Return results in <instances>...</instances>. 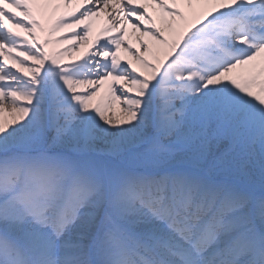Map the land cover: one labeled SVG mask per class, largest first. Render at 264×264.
Listing matches in <instances>:
<instances>
[{"label": "snow or ice", "instance_id": "snow-or-ice-1", "mask_svg": "<svg viewBox=\"0 0 264 264\" xmlns=\"http://www.w3.org/2000/svg\"><path fill=\"white\" fill-rule=\"evenodd\" d=\"M0 264H264V0H0Z\"/></svg>", "mask_w": 264, "mask_h": 264}, {"label": "bare ground", "instance_id": "bare-ground-1", "mask_svg": "<svg viewBox=\"0 0 264 264\" xmlns=\"http://www.w3.org/2000/svg\"><path fill=\"white\" fill-rule=\"evenodd\" d=\"M74 8H75V4H71L68 6V8H61V11L67 12V11L73 10ZM149 11L153 12V14L155 15V12L153 11L152 8H149ZM69 23H71L70 20H69ZM90 23L92 25V30H91V34L89 36V42L78 44L77 48H75V49L70 47V45L75 42L72 38V34L74 31H79V28L73 29V28H69V27H61L57 31L53 32L50 37H48L46 32H39V33H37V35L39 37H41L42 39L43 38H49L51 40L59 39L58 43L48 44L47 49L50 51L51 50L59 51V50L64 49V48H68L69 52L61 57V62L62 63H69V62L76 60L77 57H79L80 55H82L85 52V50L90 46L91 40L96 35L101 33V30L107 26L108 21L105 18L104 13H101V15L99 17L92 18ZM13 31L20 32V36L22 38L26 37V33H24L20 29H13ZM125 40H126V43H130L134 49L139 47V45L136 44V36L132 33V30L130 28L127 30V35L125 36ZM12 55L16 56L17 53L14 52ZM121 57H122V59H129L127 53H124L123 50H121ZM22 58L23 57H21V59ZM11 65H12V61L9 60L8 66H11ZM106 92H107V88L105 86L104 88H102V93L106 94ZM108 114L118 117L119 116V107L116 105H113L111 111ZM2 119L5 122H10L11 116L9 115V113L5 112L3 114Z\"/></svg>", "mask_w": 264, "mask_h": 264}]
</instances>
